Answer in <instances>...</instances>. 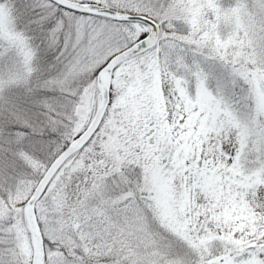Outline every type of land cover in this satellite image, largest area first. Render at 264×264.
I'll use <instances>...</instances> for the list:
<instances>
[{
	"label": "snow or ice",
	"instance_id": "obj_1",
	"mask_svg": "<svg viewBox=\"0 0 264 264\" xmlns=\"http://www.w3.org/2000/svg\"><path fill=\"white\" fill-rule=\"evenodd\" d=\"M0 264H264V0H0Z\"/></svg>",
	"mask_w": 264,
	"mask_h": 264
}]
</instances>
